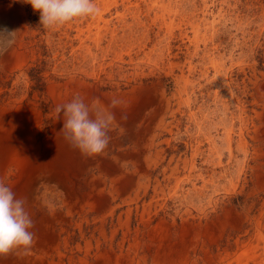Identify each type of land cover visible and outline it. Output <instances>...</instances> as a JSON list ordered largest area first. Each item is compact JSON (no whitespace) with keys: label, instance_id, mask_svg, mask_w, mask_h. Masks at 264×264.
Masks as SVG:
<instances>
[{"label":"rangeland","instance_id":"1","mask_svg":"<svg viewBox=\"0 0 264 264\" xmlns=\"http://www.w3.org/2000/svg\"><path fill=\"white\" fill-rule=\"evenodd\" d=\"M93 2L94 16L45 29L30 4L0 0L16 17L0 27L17 30L0 57V126H17L1 131L0 179L30 197L26 252L38 264H264V0ZM77 94L89 105L116 98L122 111L151 105L136 123L153 133L144 151L159 153L142 173L148 187L111 199L101 164L91 172L105 178V192L80 209L68 208L67 189L47 173L20 186V166L6 157L20 152V112L36 113L35 142L45 146L58 101ZM113 129L123 149L137 150ZM114 151L110 141L105 155ZM86 174L69 178L80 195L89 194Z\"/></svg>","mask_w":264,"mask_h":264},{"label":"crops","instance_id":"2","mask_svg":"<svg viewBox=\"0 0 264 264\" xmlns=\"http://www.w3.org/2000/svg\"><path fill=\"white\" fill-rule=\"evenodd\" d=\"M4 10H5L4 7H0V21L5 23V24H8V25H12V26L16 25V22L13 20L16 17L11 15L10 13L5 12ZM144 101H146V100H140L139 102L134 103V105H131L130 107H128L129 109L126 111H122L120 109V106H117V107L112 109L109 105L110 101L106 98H97L96 97L90 101V105L98 104L102 108L106 107L105 109H109L110 111H112L114 113L116 112L115 113V120H114L113 124L111 125V131L109 132V136L111 137L110 141L114 144V146L116 148V151L113 152L112 157L111 156L107 157L105 155V152H106V150H105L103 154L86 158L80 154L79 150L73 149L71 146H68L69 144L65 140L63 141V139H64L63 133L59 132L62 128V125H63L62 120H59L60 122L58 121V126H57L55 134H54V136H57L56 141H55V137L53 136L51 138L52 140L50 139L48 144H46L45 146H41L40 144L38 145V143L35 142L34 133H33V129H32V127L35 124L34 122L36 121L37 115L35 112H32V110L30 111V109L22 110L20 112V120L23 118L22 120L26 119V121L24 122L21 120V122H20V139L21 140H20L19 146H20L21 151L20 152L14 151V152H11L7 155L9 157V161L11 160V158H14L17 160L15 163L18 166H20V173H21L20 175H23V178L25 180V181L23 180V183H20V186H22V187L33 186L34 187L36 184L35 183L31 184L30 182L33 181L32 179L35 177V175L38 173H40V174L41 173H47V177L49 176L48 177L49 182H51L55 188L67 189V190H65V196H62L63 198L62 197L61 198L63 199V201L66 205H72V206H68V208L76 207L74 205H82L81 207H78L80 209L85 204L93 205L94 200H97L99 197H102V195L105 192V190L103 191V189H102V187L106 188L105 178L102 177V175L101 176H95L91 172V170L93 168L98 167L101 164L103 167L100 166L102 168V169L101 168L100 169L102 170V172H104L105 175L109 176L110 181L112 183L111 190L108 191L109 195L111 196V199H114L117 196H122L124 198L126 196H130V193L134 190V187L143 188V189H145V187H148L150 179L147 180V178L142 177V173L147 172V170L150 169L151 165H155V164L151 163V165L149 166L148 162L152 161L154 159V157L157 158V155L159 153L156 152L155 154H153V153L148 154L147 152L144 151L143 146H145V145L142 142H143V140L148 141V139H151L152 133L150 134V136L147 134L142 135L137 130V125H136L137 117H139V115H142V114L144 115V113H146L145 109H147L146 102H144ZM63 103H66V101L65 100L64 101H60V100L58 101V105L63 104ZM104 104H108V105H104ZM125 114L127 116V119H122L121 118L122 115H125ZM0 125L4 126V122H1ZM25 126H26V128H25ZM114 126L118 127L120 132L126 131L129 134L130 139L136 144L137 150H126V149L122 148V141L116 136L115 131L113 129ZM146 126L147 125H145V128H146ZM14 127L16 128L17 126H15V124H13V123L11 125H6V129H4V130H1L3 127L0 126V135H1V131L3 133H6L7 131H9L11 129L14 130L15 129ZM24 133H26V135ZM56 134H58V135H56ZM27 138H29L31 141ZM27 142H29V143H27ZM31 142H33L32 146L33 145H35V146L32 147L30 144ZM54 142H55V144H54ZM56 145L57 146L60 145L61 148H60V146L57 147ZM26 146H29V147H27L28 151L23 152L24 150H27L24 148ZM140 150H141V152H140ZM67 151H68V154H67ZM28 152H29V155H28ZM30 153L31 154L33 153L36 156H34L32 154V157H33V159H32V157H30L31 156ZM119 153H120V155H118ZM128 154H130V155H128ZM131 154L133 156H131ZM17 156H19V157H17ZM115 156H117L118 158ZM22 157H23V160H22ZM41 157H43V158L41 159ZM115 158H117V159H115ZM160 158H161V153H160L159 159ZM27 161H28V163H27ZM23 165H25L26 168H23L24 167ZM132 167H133V169H132ZM22 169L24 170V172H22L23 171ZM83 172L87 173L86 174V184L89 188V194L87 193L86 195L78 194L76 192V190L72 189V187L69 184V180L71 179V177L76 176V175L78 176L79 174H81ZM96 178H98V179H96ZM28 180L30 181L29 182L30 184L25 183ZM68 189H70V190L68 191ZM118 189H123V191H120ZM71 190H73V191H71ZM111 191H113V192H111ZM109 200L106 199L105 207L108 205ZM38 229H40V227H38ZM44 230H46V229H44ZM51 240H52V243L54 244V246L58 245L56 237H53ZM14 260L16 262H18V264H38L39 263V261L37 259H35L32 255H30L27 252H23L16 257H13L7 261L2 262L1 264H10V261H14ZM118 260L119 259L117 257H112L108 260V262L110 264H117ZM52 264H54V263H52Z\"/></svg>","mask_w":264,"mask_h":264},{"label":"clouds","instance_id":"3","mask_svg":"<svg viewBox=\"0 0 264 264\" xmlns=\"http://www.w3.org/2000/svg\"><path fill=\"white\" fill-rule=\"evenodd\" d=\"M30 4L33 12H39V25L45 29L63 26L76 19L94 16L99 9L93 0H23ZM17 30L0 27V57L4 56L15 43ZM121 103L113 98L110 107ZM56 121L62 120L59 132L64 140L79 150L84 157L103 154L110 143L111 125L115 113L89 105L80 95L71 101L59 104L54 109ZM122 119H127L122 115ZM27 198H17L12 188L0 179V260L18 251H27L34 244V220L26 205Z\"/></svg>","mask_w":264,"mask_h":264},{"label":"bare ground","instance_id":"4","mask_svg":"<svg viewBox=\"0 0 264 264\" xmlns=\"http://www.w3.org/2000/svg\"><path fill=\"white\" fill-rule=\"evenodd\" d=\"M158 96H159V95H158ZM154 100H155V99H154ZM149 101H150V100H149ZM144 102H146V101H144ZM150 102H151V101H150ZM162 103H163V102H162ZM104 105H108V104H104ZM109 105H110V104H109ZM148 105H150V104H148ZM148 105H147V106H148ZM102 106H103V105H102ZM150 106H151V105H150ZM141 107H142V106H141ZM145 107H146V106H145ZM105 108H106V107H105ZM110 109H111V108H110ZM112 109H113V108H112ZM26 110H28V109H26ZM108 110H109V109H108ZM145 110H146V109H145ZM162 110H163V109H162ZM162 110H161V111H162ZM144 112H145V111H144ZM115 113H116V112H115ZM155 113H156V112H155ZM30 114H31V113H30ZM33 114H34V113H33ZM130 114H131V113H130ZM125 115H126V114H125ZM132 116H133V115H132ZM118 117H119V116H118ZM134 117H135V116H134ZM162 117H163V116H162ZM153 118H154V117H153ZM22 119H23V118H22ZM22 119H21V120H22ZM138 119H139V118H138ZM21 120H20V122H21ZM161 120H162V119H161ZM22 121L25 122L26 119H24V120H22ZM59 122H60V121H59ZM34 123H35V122H34ZM25 124H26V123H25ZM162 125H163V124H162ZM14 128H15V127H14ZM25 128H26V126H25ZM156 128H157V127H156ZM26 130H27V129H26ZM28 130H29V129H28ZM123 130H124V129H123ZM9 134H10V133H9ZM22 134H23V133H22ZM24 134L26 135V133H24ZM152 134H153V133H152ZM31 135H32V134H31ZM56 135H58V134H56ZM24 137H25V136H24ZM54 137H55V141H56V137H57V136H54ZM58 137H59V136H58ZM21 138H22V137H21ZM27 139H29V138H27ZM20 140H21V139H20ZM24 140H25V139H24ZM29 140H30V139H29ZM29 140H28V141H29ZM51 140H52V139H51ZM25 141H26V140H25ZM30 141H31V140H30ZM53 141H54V140H53ZM63 141H64V139H63ZM33 142H34V141H33ZM33 142L30 143L31 146H32V143H33ZM152 142H153V141H152ZM27 143H29V142H27ZM59 143H60V142H59ZM54 144H55V142H54ZM38 145H39V144H38ZM61 145H62V144H61ZM33 146H35V145H33ZM33 146H32V147H33ZM53 146H54V145H53ZM56 146H57V145H56ZM56 146H55V147H56ZM59 146H60V145H59ZM59 146H57V147H59ZM68 146H70V145H68ZM151 146H152V145H151ZM27 147H29V146H26V147H24V148L27 149ZM57 147H56V148H57ZM62 147H63V146H62ZM60 148H61V146H60ZM63 148H64V147H63ZM23 150H24V149H23ZM68 150H69V149H68ZM20 151H21V150H20ZM25 151H28V149H27V150H24L23 152H25ZM45 151H46V150H45ZM47 151H48V150H47ZM13 152H14V151H13ZM15 152H16V151H15ZM31 152H32V151H31ZM34 152H35V151H34ZM34 152H33V153H34ZM135 152H136V151H135ZM140 152H141V150H140ZM33 153H32V154H33ZM59 153H60V152H59ZM16 154H17V153H16ZM32 154L30 153V155H31L30 157H32ZM39 154H40V153H39ZM50 154H51V153H50ZM57 154H58V153H57ZM67 154H68V151H67ZM116 154H117V153H116ZM116 154H115V155H116ZM11 155H12V154H11ZM14 155H15V154H14ZM17 155H18V154H17ZM28 155H29V152H28ZM33 155H34V154H33ZM69 155H70V154H69ZM118 155H120V153H119ZM123 155H124V154H123ZM123 155H122V156H123ZM128 155H130V154H128ZM144 155H145V154H144ZM25 156H26V155H25ZM34 156H36V155H34ZM63 156H64V155H63ZM131 156H133V155L131 154ZM17 157H19V156H17ZM23 157H24V156H23ZM23 157H22V160H23ZM26 157H27V156H26ZM111 157H112V156H111ZM115 157H117V156H115ZM126 157H127V156H126ZM7 158L9 159L8 156H7ZM35 158H36V157H35ZM42 158H43V157H41V159H42ZM64 158H65V157H64ZM70 158H71V157H70ZM117 158H118V157H117ZM117 158H115V159H117ZM145 158H146V157H145ZM27 159H28V158H27ZM32 159H33V157H32ZM18 160H19V159H18ZM123 160H124V159H123ZM10 161H11V160H10ZM20 161H21V160H20ZM33 161H34V160H33ZM156 161H157V160H156ZM24 162H25V161H24ZM21 163H22V162H21ZM27 163H28V161H27ZM32 164H33V163H32ZM32 164H31V165H32ZM92 164H93V163H92ZM152 164H153V163H152ZM64 165H65V164H64ZM88 165H89V164H88ZM23 166H24L23 168H26L25 165H23ZM29 166H30V165H29ZM32 166H33V165H32ZM21 168H22V167H21ZM59 168H60V167H59ZM86 168H87V167H86ZM61 169H62V168H61ZM63 169H64V168H63ZM129 169H130V168H129ZM22 170H23V169H22ZM126 170H127V169H126ZM142 170H143V169H142ZM22 172H24V170H23ZM141 172H142V171H141ZM20 174H21V173H20ZM68 174H69V173H68ZM90 175H91V174H90ZM26 176H27V175H26ZM143 176H144V175H143ZM24 177H25V176H24ZM48 177H49V176H48ZM89 177H90V176H89ZM94 177H95V176H94ZM50 178H51V177H50ZM68 178H69V177H68ZM46 179H47V178H46ZM93 179H94V178H93ZM96 179H98V178H96ZM63 180H64V179H63ZM141 180H142V179H141ZM145 180H146V179H145ZM20 182H21V181H20ZM57 182H58V181H57ZM64 182H65V181H64ZM96 182H97V181H96ZM67 183H68V182H67ZM51 184H52V183H51ZM54 184H55V183H54ZM93 185H94V184H93ZM104 185H105V184H104ZM94 186H95V185H94ZM138 186H139V185H138ZM28 187H29V186H28ZM29 189H30V188H29ZM47 191H48V190H47ZM68 191H69V189H68ZM71 191H73V190H71ZM45 192H46V191H45ZM64 192H65V191H64ZM64 192H63V193H64ZM111 192H113V191H111ZM130 192H131V191H130ZM67 193H68V192H67ZM43 194H44V193H43ZM115 194H116V193H115ZM130 194H131V193H130ZM52 195H53V194H52ZM66 195H67V194H66ZM64 196H65V194H64ZM50 197H51V196H50ZM115 197H116V196H115ZM126 197H128V196H126ZM26 198H30V197L27 196ZM59 198H60V197H59ZM88 198H89V197H88ZM123 198H124V197H123ZM50 200H51V199H50ZM31 201H32V200H31ZM70 201H71V200H70ZM55 202H56V201H55ZM49 209H50V208H49ZM53 212H54V211H53ZM58 217H59V216H58ZM54 218H55V217H54Z\"/></svg>","mask_w":264,"mask_h":264}]
</instances>
